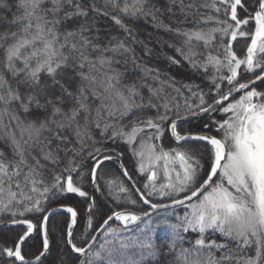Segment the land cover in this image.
Returning a JSON list of instances; mask_svg holds the SVG:
<instances>
[{
  "label": "snow or ice",
  "instance_id": "snow-or-ice-1",
  "mask_svg": "<svg viewBox=\"0 0 264 264\" xmlns=\"http://www.w3.org/2000/svg\"><path fill=\"white\" fill-rule=\"evenodd\" d=\"M0 222V264H264V0H0Z\"/></svg>",
  "mask_w": 264,
  "mask_h": 264
},
{
  "label": "trees",
  "instance_id": "trees-1",
  "mask_svg": "<svg viewBox=\"0 0 264 264\" xmlns=\"http://www.w3.org/2000/svg\"><path fill=\"white\" fill-rule=\"evenodd\" d=\"M137 30L141 31V32H145V31H151V28L148 26V24L146 22H143L139 25ZM241 46H243V45H241ZM193 123H195V122H193ZM185 126L190 127L191 124H185ZM176 215H183V210L182 209L177 210ZM156 217H157V214L154 213L153 219H156ZM141 227H143V224H141ZM14 230H15L14 226L6 227V228H0V235H11ZM125 235L126 236L131 235V233H126ZM168 237H169V230L167 228H161V229L157 230V232L155 234V239H156L157 243H161V242L165 241ZM77 238H79V236ZM39 241H40V237H38V236L29 240L27 243L28 249L30 251H35V249L37 247H39Z\"/></svg>",
  "mask_w": 264,
  "mask_h": 264
},
{
  "label": "water",
  "instance_id": "water-1",
  "mask_svg": "<svg viewBox=\"0 0 264 264\" xmlns=\"http://www.w3.org/2000/svg\"><path fill=\"white\" fill-rule=\"evenodd\" d=\"M6 227H11V225H6V224L0 222V228H6Z\"/></svg>",
  "mask_w": 264,
  "mask_h": 264
}]
</instances>
